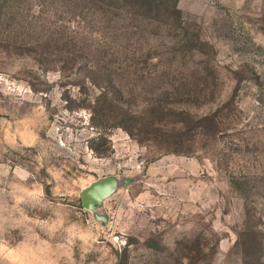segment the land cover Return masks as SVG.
Here are the masks:
<instances>
[{
    "label": "rangeland",
    "instance_id": "rangeland-1",
    "mask_svg": "<svg viewBox=\"0 0 264 264\" xmlns=\"http://www.w3.org/2000/svg\"><path fill=\"white\" fill-rule=\"evenodd\" d=\"M144 1L0 0V264H264V0Z\"/></svg>",
    "mask_w": 264,
    "mask_h": 264
},
{
    "label": "water",
    "instance_id": "water-1",
    "mask_svg": "<svg viewBox=\"0 0 264 264\" xmlns=\"http://www.w3.org/2000/svg\"><path fill=\"white\" fill-rule=\"evenodd\" d=\"M103 184V182H97V183H95L93 186H91V187H89L85 192L86 193H88V192H95V191H97V190H99L100 188H101V185ZM100 186V187H99ZM98 193H100V191H98ZM103 217V219H106V216L105 215H103L102 216Z\"/></svg>",
    "mask_w": 264,
    "mask_h": 264
},
{
    "label": "trees",
    "instance_id": "trees-1",
    "mask_svg": "<svg viewBox=\"0 0 264 264\" xmlns=\"http://www.w3.org/2000/svg\"><path fill=\"white\" fill-rule=\"evenodd\" d=\"M144 2H147V0H145Z\"/></svg>",
    "mask_w": 264,
    "mask_h": 264
}]
</instances>
